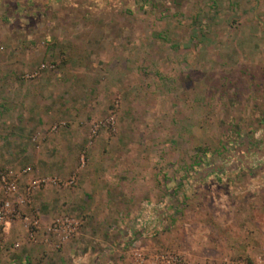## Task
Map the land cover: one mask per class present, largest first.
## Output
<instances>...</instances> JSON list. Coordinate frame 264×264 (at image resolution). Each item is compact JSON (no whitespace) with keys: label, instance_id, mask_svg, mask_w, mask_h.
<instances>
[{"label":"rangeland","instance_id":"rangeland-1","mask_svg":"<svg viewBox=\"0 0 264 264\" xmlns=\"http://www.w3.org/2000/svg\"><path fill=\"white\" fill-rule=\"evenodd\" d=\"M6 202L0 264H264V0H0Z\"/></svg>","mask_w":264,"mask_h":264},{"label":"built area","instance_id":"built-area-1","mask_svg":"<svg viewBox=\"0 0 264 264\" xmlns=\"http://www.w3.org/2000/svg\"><path fill=\"white\" fill-rule=\"evenodd\" d=\"M9 207H10L9 202H6L5 204H0V227L3 226L5 219L7 218L8 215H10ZM63 227H65V230H68L70 233H74V230H76V226L69 221L62 223L58 222L57 225L55 226V228H57V231H61V230L64 231Z\"/></svg>","mask_w":264,"mask_h":264}]
</instances>
